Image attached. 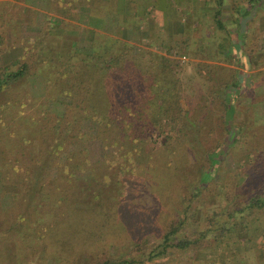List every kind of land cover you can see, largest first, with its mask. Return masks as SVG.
<instances>
[{"label":"rangeland","instance_id":"obj_1","mask_svg":"<svg viewBox=\"0 0 264 264\" xmlns=\"http://www.w3.org/2000/svg\"><path fill=\"white\" fill-rule=\"evenodd\" d=\"M33 1L0 0V65L7 56L29 66L0 93V264H94L135 249L148 255L181 219L183 239L229 225L230 211L264 187V7L249 20L242 54L235 46L225 60L212 11L193 20L188 0L103 1L101 10L123 25L95 39L77 20L87 0ZM100 41L119 42L106 54L118 56L114 64L100 58L107 47ZM238 71L251 78L228 134L224 91ZM172 87L189 115L179 137L155 142L148 121ZM148 97L150 107L142 104ZM115 113L118 129L109 125ZM217 149L223 162L199 192ZM242 230L215 249H174L144 264H264V210Z\"/></svg>","mask_w":264,"mask_h":264},{"label":"trees","instance_id":"obj_2","mask_svg":"<svg viewBox=\"0 0 264 264\" xmlns=\"http://www.w3.org/2000/svg\"><path fill=\"white\" fill-rule=\"evenodd\" d=\"M74 1L77 3L76 0ZM236 2V0H205L206 6H209V4L214 5V11L211 14V19L214 23V26L216 27L219 36V41H217L216 46V52L217 56L222 57L224 59L231 57V49L235 46H238V52L242 54L241 49L244 50L247 35H250L248 29L249 20L254 19L257 16L258 11L264 7V0H241L239 4ZM32 3L34 5H39V3L35 0ZM98 3V0H87V5L80 4V6H78L77 14L84 18L83 16H85L87 12L90 11V9L99 7L97 5ZM74 9L75 8H73V10ZM225 10L228 11L227 15L224 14ZM229 12H231V15ZM260 19L264 20V16H262ZM228 20H232L233 23L236 25V29L233 32H231L228 28V24L226 23V21ZM262 22L264 25V21ZM3 42L4 38L0 35V46L4 45ZM102 43H106L107 47L103 46V48L101 49L103 50L104 47H106L105 52H103V55L100 58L105 61L106 64H114L116 59H118V56H116L115 54L111 56L106 54L114 50L116 52V45L119 42L114 41V43L109 46V43H107V41H100L101 47ZM241 57L242 55H239V59L241 61L240 63L242 66L246 67L244 59ZM7 58L8 57L6 56L4 59V63L0 65V93L8 91L12 86L16 85L19 81L28 76V64H20V62H16L17 59L9 62ZM16 65H18L19 67L15 70L12 69V67ZM249 76L250 75H244V73L238 71L236 79H234L231 84L225 85L224 102L226 105V111L225 115L223 116V122L225 125L226 132L228 134L231 132L234 126L233 122L234 116L236 114L235 104L239 98V91L242 88L245 89L246 83L244 81H250L251 76ZM243 83L244 86L242 85ZM171 90L173 91V94L168 92L166 96L162 95L160 98H157V107L154 111L155 114H153L152 118H150V121H148L149 126L154 127V135H156L155 142H159V138L163 137L164 135L167 136V138H170L169 135L173 133L177 134V137H179V135L182 134L184 126L183 118L189 115L188 111L183 106L179 91H176L177 88L172 87ZM149 97L147 100L144 98L142 101V104L146 107L151 106L147 105L146 103L151 101H149ZM117 114L115 113L111 116L109 125L118 129L119 127H117L116 124L119 120ZM141 116L137 117V119L133 121H144L143 117H145V115ZM99 121L103 122L101 119H99ZM153 132L154 131H148V133L150 134H152ZM239 132L241 133L242 129L239 130ZM239 136L240 135H238L237 138H239ZM98 140L99 138L97 137L94 141L97 142ZM222 156L223 153L220 151V149H217L208 157L210 160V167L202 173L201 182L198 184L197 191L200 192L208 188L209 182L213 178V172L218 169V166H220L223 162ZM248 200L249 201L247 202L246 206H244V208L240 209L238 207H234V209L230 211L228 216L230 224L220 225L216 229L217 232L215 233L208 229L207 231L201 232L195 237L193 236L187 239H183L181 238V234L184 230L185 220L181 219L178 223L170 226L169 229L163 233L160 239V244H158V246L153 249L150 254L146 255L142 252V250L135 249L134 255L132 257L121 259H103L101 261L95 262L94 264H144L146 259L150 261H161L169 254L170 250L174 249L180 251H187L189 249H193V251L204 250L209 248L215 249V246L217 247L221 244L223 245L225 243H228V235H241L244 232V230H242V225L245 219L252 217L254 214H259L261 210H264V187L261 188V190L258 189L257 193L251 195L250 199ZM190 208L191 207L186 208L184 212H187V209L189 210ZM244 213H246V215H244ZM213 221L214 219L212 217L208 219V222H210L211 225ZM237 239L238 242H241L243 240L242 238L238 237Z\"/></svg>","mask_w":264,"mask_h":264},{"label":"crops","instance_id":"obj_3","mask_svg":"<svg viewBox=\"0 0 264 264\" xmlns=\"http://www.w3.org/2000/svg\"><path fill=\"white\" fill-rule=\"evenodd\" d=\"M98 1H99V3L97 4L99 6L98 9L97 8L90 9V11L87 12V14L85 15V16H87L86 18H82L81 16L77 17L78 18L77 20H79V19L81 20V18H82V21L80 23L82 25H85L86 27H88L90 29V34L93 35L92 39L99 38V37L104 36V35H105V37H108L107 36L108 32L105 33V31H110L111 29H108V27H110V25H113L114 23L116 24L117 28L120 27L121 25H123V22L120 21L122 19L118 17L117 13L112 14V12H110L111 13L110 14V13H108V11H107V13H105L106 11L104 9L101 10L100 7H103L102 6V4H104L103 1H106V0H98ZM38 3L42 4L44 2H42V3L38 2ZM187 3H192L194 5V9L192 8V9L189 10V11H192L191 14L189 15V17L193 18V20L197 19V17L201 18V16H202V18H204L205 17L204 16L205 13H208L210 11H212V12L214 11L213 8H212V10L207 9L208 7L206 5H204L203 1H201V0H188L186 2V4ZM37 6H38V4H37ZM156 7H159V5L156 6ZM165 10L166 9H164V8L158 10L157 11V15L160 16V13L162 11L164 13ZM185 10H186V8L183 9L182 11H179V13L183 12V13L187 14L185 12ZM131 15H133V14H131ZM174 15H175V18H176V15L180 16L181 14H177V11H176V12H174ZM85 16H83V17H85ZM133 30H135V28L133 26H130L129 28H126L125 33L131 32ZM116 33L119 34L117 31H116ZM113 35L111 34L110 36H113Z\"/></svg>","mask_w":264,"mask_h":264}]
</instances>
